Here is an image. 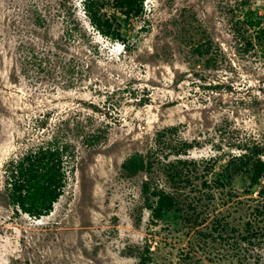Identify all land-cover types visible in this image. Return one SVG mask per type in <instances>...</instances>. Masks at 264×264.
Wrapping results in <instances>:
<instances>
[{"label":"rangeland","instance_id":"obj_1","mask_svg":"<svg viewBox=\"0 0 264 264\" xmlns=\"http://www.w3.org/2000/svg\"><path fill=\"white\" fill-rule=\"evenodd\" d=\"M119 17L125 42L94 28L82 0H0V264H264L254 220L264 178L253 188L242 172L216 187L240 145L264 149V54L238 53L233 28L264 20V0H145L142 14ZM67 118L76 155L64 194L37 219L11 205L5 165ZM98 129L105 138L88 146ZM159 190L183 210L154 218Z\"/></svg>","mask_w":264,"mask_h":264},{"label":"trees","instance_id":"obj_2","mask_svg":"<svg viewBox=\"0 0 264 264\" xmlns=\"http://www.w3.org/2000/svg\"><path fill=\"white\" fill-rule=\"evenodd\" d=\"M82 3L84 12L94 28L104 36L124 42L123 33L119 28L123 18H120L119 14L128 18L133 15H140L145 10V0H82ZM62 5V10L68 7L66 4ZM108 7H112L115 12L108 13ZM72 20L73 26L66 29L69 38L73 37L75 32L80 29L79 20ZM43 21L44 19L40 16L38 24L42 25ZM247 25L253 26L255 30L249 33L244 29V26ZM233 28L236 36L240 38L237 45L238 53L247 56L264 54L263 19H249V21H245L244 23L239 19ZM64 61L58 55V65L56 66L62 68L64 76H71L77 70L78 65L74 60L70 61V63H65ZM71 82L69 80L68 83ZM81 123V121H78L76 123L78 124L77 127ZM71 124V119H60L57 124L58 130L51 139L30 147L27 151L21 155H17L6 163L4 186L10 203L14 208L37 219L49 215L53 211L55 203L64 194L66 187V158L68 156L73 158L76 155L75 146L71 142L66 141V137L61 133L65 127L68 128V131L72 130ZM103 138H105L103 132L98 129L96 133H90L84 139V142L88 146H95ZM161 141V132H159L158 142ZM190 148L191 144L188 141H181L179 145L174 146L175 154L176 156L187 155ZM239 150V154L231 155L230 159L226 162V166L222 165L223 170L220 173V178L217 180V188L227 187L230 183L234 182L235 176L242 172L250 176V187L253 188L264 178V149L258 143H254L253 146L248 144L240 145ZM155 153L152 151L149 157L155 159ZM178 160L179 162L186 163L182 159ZM141 162L144 163V156L141 157ZM251 165L256 167L255 175L253 176H251L253 172L250 169ZM260 193L262 194V191ZM154 196L157 200L155 205L151 207L154 218H161L163 212L181 211L185 206L179 198L166 190L156 191ZM259 205L263 208H260V206L255 208L254 220L261 222L264 221V203H259ZM261 214L263 218L260 219ZM247 225L248 238L257 237L259 230L255 229V222L250 219ZM140 264H151V260L146 255H142Z\"/></svg>","mask_w":264,"mask_h":264}]
</instances>
